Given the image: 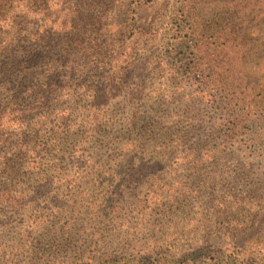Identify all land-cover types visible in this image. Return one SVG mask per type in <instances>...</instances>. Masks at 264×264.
<instances>
[{
  "label": "rangeland",
  "instance_id": "374dc122",
  "mask_svg": "<svg viewBox=\"0 0 264 264\" xmlns=\"http://www.w3.org/2000/svg\"><path fill=\"white\" fill-rule=\"evenodd\" d=\"M261 68L264 0H0V264H264Z\"/></svg>",
  "mask_w": 264,
  "mask_h": 264
},
{
  "label": "trees",
  "instance_id": "16d2710c",
  "mask_svg": "<svg viewBox=\"0 0 264 264\" xmlns=\"http://www.w3.org/2000/svg\"><path fill=\"white\" fill-rule=\"evenodd\" d=\"M243 55H246V53H243ZM227 65H230L231 67V70L233 71L234 74V78H235V82H234V85H233V90H238V89H243V91H245L246 93L247 92H252L254 93V91H256L257 89V82H258V79L259 77H256V78H251L252 77V74L253 73H257V72H260V71H257V70H251L250 68L248 67H244V68H239V66L237 65V62H231ZM248 69V70H246ZM262 71L264 70V68H261ZM251 70V71H249ZM247 71V72H246ZM239 73V74H237ZM237 75L239 77V75H244L242 77V79H238L237 78ZM246 76V77H245ZM237 84L239 85V87L237 86ZM235 261V260H234ZM232 261L233 263H236V261L234 262Z\"/></svg>",
  "mask_w": 264,
  "mask_h": 264
}]
</instances>
